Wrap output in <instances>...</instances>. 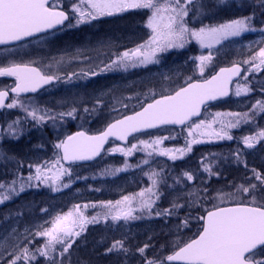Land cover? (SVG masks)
I'll list each match as a JSON object with an SVG mask.
<instances>
[{
  "label": "rangeland",
  "instance_id": "1",
  "mask_svg": "<svg viewBox=\"0 0 264 264\" xmlns=\"http://www.w3.org/2000/svg\"><path fill=\"white\" fill-rule=\"evenodd\" d=\"M65 2H71V11L69 13L71 21L61 31L49 37L21 45L17 48L15 47L9 51L2 50L0 52V65H5L7 63L9 65L13 63L29 64L37 67L43 73L52 75L54 78L58 79L56 85L50 87L36 97H33L31 100H26L25 103L16 97L10 98L8 103H11L12 100L15 99L16 106L12 108L5 107L4 115L6 117L8 113L13 110L15 112V109L20 110L23 103L38 106L49 104L50 108H48L51 109V111L57 114L64 113L65 115H61V118L67 122L74 121L78 127L79 125L92 126L93 123L97 122H100L102 126H106L109 122L119 118L122 111L142 95L141 92L145 93L144 97L148 96V99H151V94L148 91L151 83L159 84L160 89L164 93L168 91V89H173L172 91H168V93H171L186 82H189L191 78H203L204 75L207 76L217 62H223L225 59H230L229 64L237 63L242 65L245 69L243 78L233 87L232 98L226 103L228 105L225 106V109L232 107L233 111H235L234 108L244 107L250 98L252 99L254 97L251 86H249L248 83L257 72L264 73V66L256 68L254 65L258 63V60L252 61V57L256 55L259 49L264 48V31H261V29H264V18L260 20L252 19L251 28L255 29L254 31L249 30L242 33L240 36H230L219 43L213 44L210 48L202 47L197 40L186 35L183 47H172L157 53L155 57L158 61L157 63L138 65L136 67L128 66L127 68L120 67L119 65H112V68L109 69L108 65L112 64L119 54L135 49L149 40L152 32L151 29L147 27V23L151 16V10L139 9L144 12V16H142L143 19L140 23L138 22L140 20L139 15L129 14L127 16H122L125 12L115 13L111 16L105 15L96 19L85 17L83 22H78L81 20V17L78 12L73 11L74 7L79 6L87 10V5L81 4L80 0H65L59 3L58 6H62ZM157 2L163 4L165 0H157ZM211 2L214 5H212ZM194 4L195 7L189 5L190 11L185 18L187 26L191 30H198L200 27L216 26L232 19L243 18L242 13L249 3L242 0L227 3L214 0H194ZM261 8L264 10V6ZM132 26L135 33H130ZM72 29L78 30L75 31L72 37V44H70V39H68V37ZM122 32H124L123 35ZM51 49H54V51H51ZM42 51L46 54L51 52L55 53L45 58V54H41ZM201 56H211V59L205 60L202 63L200 60ZM109 58L110 61L106 62ZM201 68H203V72H201ZM0 87L5 88L6 85L0 82ZM245 88L247 92L241 91L240 95H236L239 89ZM257 101H262L259 96H255L252 99L251 106L248 107L249 110L247 111L248 113L258 116L263 112L254 109L253 106L256 105ZM135 104L136 102L132 105ZM215 108L216 107H214V109ZM73 109H75L74 112L72 111ZM85 109H87V111H85ZM68 112H72V115H67ZM229 113L231 112L216 111L213 109L208 110L199 121L194 122L183 130L182 137L185 145L178 146L176 145L177 143L173 141L174 144L172 143L164 148L163 144H165V142L173 140L172 138L176 137V134H172L173 132H171V134L158 132L151 136L141 135L135 137L134 139L137 140L133 141V143H128L125 149L131 144H135L136 149L132 151L131 155L123 154L125 158H120L123 159L122 163L113 171L116 174L123 173L126 175L127 172L131 170L129 169L130 165H134L132 168L138 167L137 170H141L144 168V160L147 158H152L153 160L156 158L157 161H162L164 159L171 161L179 160L189 151H185L181 155V153L176 150L185 149L187 144L193 139H198L202 142L192 144L191 149L197 146L217 145L225 141H227V143L232 142V139H220L215 135H200L201 132H227V134L230 135L234 127L237 126L240 128L245 125L246 120L243 119V112L240 113L241 117L231 116ZM237 119L240 121L238 124L236 123ZM229 123L235 126L226 127ZM55 124L59 125L57 122H55ZM196 124H201L202 127L193 131L192 135H189V128L195 129ZM209 124H211V128L207 127ZM9 125H11V129ZM59 126L60 130L55 134L56 138L58 135H61V133L67 132L63 124ZM16 128L17 126L15 123L7 124L5 130H0V141H4L3 137L8 140H17L20 138V127ZM164 137H167V139H163ZM246 137H257L253 142V147L249 148L244 144L249 152L255 149L256 146H259V144H264V139L258 138V134ZM157 138H161L162 143L152 148H145L143 144H141V141L151 143ZM169 147H177V149L173 150L172 154L170 152L169 155L159 154L161 149L169 150ZM114 148H121V146L112 143L105 152L107 151L108 154L113 153L111 149ZM149 150H151V155L148 154ZM4 155L5 151L1 150L0 156ZM170 155H175L177 158L170 159ZM131 161L132 164H130ZM59 167L60 165L53 167V164H49L46 167L39 166L42 174L47 177H53ZM36 168L31 173V179L29 177L26 178L27 184L34 180L33 182L35 184H40L41 187H58L57 184L59 180L65 176V174L60 176V179L56 180L55 183H53L52 179L44 180L42 178L37 180ZM152 180L153 179H151V181ZM151 181L148 180V183H151ZM114 183L113 186L112 182L109 183L105 188L104 194L102 195L104 197L103 202L105 203L102 206L100 204L92 209L91 207L85 209L84 205H88V203L77 204L74 199L72 202H69L68 199L63 200L59 198L53 206L54 210L42 220L37 221L39 217L36 219L35 216H32L31 219L28 217L30 225H27L25 219H19L14 226L5 229L0 236V254H2L0 259H11L13 256L10 255V253L18 254L21 249L27 247V245H33L36 240L28 239L30 237L27 236L28 233L33 235L35 229H32V227L37 228L38 226H43L41 227V231H43V229L51 227V222L54 221L57 216L67 214L77 205L80 206L84 216L88 219L94 216L97 217L96 222L85 225L84 231L81 232L80 236L84 235L87 232V228L91 225L99 231L103 230L108 233L106 235H113L116 231L119 233L120 230L122 231L126 228V232L129 235L132 234L133 230L131 229L133 222L138 219H129L127 221L121 219L119 221H113L110 216H105V213H107L109 209L105 208L104 205L108 202L115 204L116 201L122 200L124 196H130L133 197V207L134 203L141 201V197L138 195L140 192L144 191L145 197L146 194H148L146 191L148 183L142 188H138V184L133 179H124ZM20 187V183H16L10 186V188H6V192L9 193L8 197H18L22 193L19 190ZM23 187L26 188V185ZM92 196V198L90 197L88 199L102 198L98 197V194H92ZM5 197L4 194L1 195L0 202L3 203L4 200L6 201L8 199H5ZM17 199L23 201V198ZM215 203L219 204V200L216 199ZM24 206L26 205L24 204ZM89 209H91L92 212L86 211ZM137 214L138 213L135 211L133 212V216L136 217ZM126 222L127 225L125 226L124 224ZM121 225L125 227H120ZM75 230L79 231L80 229L77 227ZM77 237L78 236H73L69 238L73 241L72 245L78 240L76 239ZM39 240H41V244L38 248H43L46 239ZM95 246L98 247V245ZM60 248H63V245L56 244L55 251L51 253L49 258L41 256L39 252L29 251V253L35 257V259L29 261V264H36L39 259L47 260L50 264H52L53 259H55L56 264H77L78 262L82 264V262L85 261L83 257H80L79 254H76L70 249L66 254H61L62 252L58 251ZM17 264H24V261H18Z\"/></svg>",
  "mask_w": 264,
  "mask_h": 264
},
{
  "label": "snow or ice",
  "instance_id": "2",
  "mask_svg": "<svg viewBox=\"0 0 264 264\" xmlns=\"http://www.w3.org/2000/svg\"><path fill=\"white\" fill-rule=\"evenodd\" d=\"M220 2L224 3L225 0H220ZM80 3L86 4L87 10L79 6L74 7L73 11L78 12L81 17L78 22H83L85 17L96 19L105 15L111 16L115 13L126 12L130 9L151 10V16L147 23V27L152 32L149 40L135 49L119 54L117 59L108 65L109 69L112 68V65L127 68L128 66L136 67L157 63L158 61L155 59L157 53L172 47H183L186 35L197 40L202 47L210 48L213 44L230 36H240L244 32L255 30L251 28V16L232 19L216 26L191 30L188 28L185 18L190 11L189 5L195 7L194 0H165L163 4L158 3L157 0H80ZM262 6H264V0H262ZM67 19L68 16L65 12L58 10L56 4L50 0H0V45L21 41L25 37H32L37 33L45 32L63 24ZM210 59L211 56L200 57L202 63ZM256 60H258V63L254 65L256 68L264 66V48H260L252 57V61ZM240 71L238 66L221 69L220 76H213L212 79L206 80L204 83L189 84L188 87L180 88L174 95H163L160 99L147 104L141 111L109 124L106 130L99 135L89 136L82 131L69 135L65 140L55 145L63 152L60 159L67 162L91 160L100 154L110 136L123 141L133 132L144 129L156 128L165 124L182 125L192 116L199 114L200 106L205 101L227 95V83L232 75H236ZM201 72H203V68H201ZM224 74L228 75L225 76ZM4 76L15 78V85L11 91L17 96L20 93L35 92L43 85L50 84L54 79L52 75L41 72L37 67L17 63L0 67V77ZM241 91L247 92V89H239L236 95H240ZM8 95V91H0V107L12 108L16 106L15 99L5 105L4 101ZM253 107L259 112H264V101H257ZM72 111L74 112L75 109ZM28 114L33 119H44L43 115L37 116L35 110ZM60 115L65 114L61 113ZM67 115H72V112H68ZM229 115L241 117L240 113H229ZM51 118L55 119V117ZM248 118V113H244L243 119L247 121ZM239 122L237 119L236 123ZM231 126L235 125L231 123L226 125V127ZM201 127V124H196L195 129L189 128V135ZM207 127L211 128V124ZM9 128L11 129V125ZM200 135H215L220 139H232L227 132H201ZM258 138L264 139V131L258 133ZM163 139H167V137ZM256 139L257 137H245L244 144L251 148ZM201 142V140L193 139L185 149H177L176 151L182 155L185 151H191L192 144ZM161 143V138H157L151 143L141 141L145 148H152ZM134 149H136L135 144L127 150L114 148L111 151L131 155ZM170 152L171 150L161 149L159 154L169 155ZM169 158L176 159L177 157L170 155ZM60 159L55 161L53 167L60 165ZM205 171L215 174L212 173L209 166L205 167ZM36 173L37 180L52 179L53 183L60 179V176L70 174L69 169L62 165L57 168L53 177L44 176L39 167L36 168ZM253 173L255 180L260 182L259 186L252 183V178H249L250 182L247 185L240 184L237 186L236 191L241 194V198L238 200L234 199L232 193L218 192L213 199H218L219 204H214L211 209H205V214L198 217L202 223L192 238L177 241L168 254H158L154 259L145 257V264H264V197L258 199L256 195L257 190L264 192V174L255 173V170ZM185 175L189 181L193 179L191 174L186 173ZM29 178L31 179V177ZM156 183L157 181L153 180V185ZM64 186L67 187L68 185L65 184ZM146 191L151 193V196L157 195L151 188ZM138 195L141 197L139 209L147 210L151 214L154 200L151 199V196L145 198L144 191ZM190 195H195V193H190ZM132 201L133 197L124 196L115 204L108 202L104 205L105 208L109 209L105 216H110L113 221L137 219L138 217L133 216V212L137 209L132 207ZM227 202H231L234 206H220ZM87 207L88 205H84L85 209ZM173 207H181V205L174 204ZM161 214L170 215L172 213L171 210H164L163 213L157 212V215ZM96 221L97 217L95 216L91 219L85 217L80 206L77 205L67 214L57 216L51 222V227L37 233V235L46 237V243L43 248H37L36 251L41 256L49 258L51 253L55 251V245L61 244L63 245L61 254L66 253L73 243L69 238L79 236L84 231L86 224ZM187 224L186 218L184 226L186 227ZM77 227H79V231L75 230ZM148 247L149 245L145 244L137 251L144 256L145 249ZM113 250H120L125 253L128 251L122 241H115L108 249L109 252ZM10 255L13 256V259L8 264H17L21 260L24 261V264H29V261L35 259L27 247L21 249L18 254L10 253ZM52 264H56L55 259L52 260Z\"/></svg>",
  "mask_w": 264,
  "mask_h": 264
},
{
  "label": "trees",
  "instance_id": "3",
  "mask_svg": "<svg viewBox=\"0 0 264 264\" xmlns=\"http://www.w3.org/2000/svg\"><path fill=\"white\" fill-rule=\"evenodd\" d=\"M211 4L214 5L212 2ZM259 4V0H256L255 6ZM244 13H246L245 10L242 13L243 17H245ZM253 13L255 20L264 18V10L262 8L254 10ZM110 58L106 62H109ZM227 63H218L210 70V73L214 72L222 64L227 65ZM248 84L251 86L252 94L261 96L260 99L264 101V73L254 75ZM148 91L151 94V99H148V96L144 97L145 93L141 92L142 95L134 100L136 104L132 105L134 104L132 103L126 107L120 117L135 112L145 103L156 97L168 94V91L172 90L168 89L164 93L160 89L159 84L151 83ZM32 98L18 99L25 103L26 100H31ZM24 103L20 110L15 109L16 112L13 110L8 113L7 117L4 115V110L0 113V130H5L7 124L15 123L17 128L20 127L21 133L20 138L17 140H8L3 137L4 141H0V151H5V155L0 156V185H2L0 187V196L4 194L8 198L3 203L0 202V236L5 229L14 226L21 218L26 220L27 225H30L28 217L30 219L32 216H35L36 219L39 217L37 221L47 217L54 210L53 206L59 198L68 199L69 202L74 199L77 204L88 203L89 206L87 208L91 207L92 209L105 203L102 195L111 182L113 186L116 181L133 179L138 184V188H142L147 185L148 180L157 181L153 185L152 180L147 187V189L151 188L157 195L151 196V193H148L145 197L151 196V199L154 200L151 214L147 210L139 209L140 202L133 204V208L137 209L135 212L138 213L136 216L138 220L133 222V226L131 225L132 234L129 235L126 232V228L122 231L120 230L119 233L116 231L113 235H106L108 233L103 230L99 231L91 225L87 228V232L84 235H79L76 238L78 240L69 249L83 257L85 261L82 264H145V257L154 259L158 254H168L174 243L192 238L199 230L201 221L198 220V217L204 215L205 209H211L216 204V199L213 198L217 196L218 192L232 193L234 199L238 200L241 198V194L236 191L237 186L240 184L247 185L250 182L249 178H252V183H256L259 186L260 182L255 180L253 170H255V173L264 174V144H259L250 152L244 145L246 136L257 135L260 131H264V112L257 116L248 113L247 110L249 108H245V106L234 108L235 111H233L232 107L225 109V106L228 105L226 104L228 103L227 101L212 105L205 111L208 112V110L216 107L214 109L216 111L248 113L249 118L245 125L240 128L236 126L231 131L232 142L227 143L225 141L217 145L193 147L183 158L176 161L165 159L157 161L156 158L155 160L147 158L144 160L147 161L144 163V168L137 170L138 167L132 168L134 165H130L129 169L131 170L126 175L123 173L116 174L113 171L122 163L123 159L120 158H125L123 153L117 151L108 154L106 151L93 164L66 167V169H69L70 174H65L59 180L58 187H41L40 184H35L34 180L27 184L26 178L31 177V173L36 167L54 165L55 161L59 159L58 148L55 145L59 143L62 139L61 137L79 130L87 133H96L104 125L102 126L100 122H97L93 123L92 126L79 125L78 127L74 121H64L60 114L51 111L49 104L44 106L33 104V106ZM33 110L36 111L37 116L43 115L44 119H33L28 114ZM51 117H55V119ZM55 122L59 123V125L63 124L67 129L66 133H61L57 138L55 134L60 130V126L55 124ZM171 132L176 134V137L165 142L163 144L164 148L172 144L173 141L178 146L185 145L182 137L183 130L163 131L165 134H171ZM152 134L149 135L151 136ZM135 140L137 139L133 138L129 143H133ZM130 146H127V149ZM121 148L125 149V147ZM176 149L177 147H169L171 154ZM150 151L148 152L150 153ZM130 164H132V161ZM61 165L63 166L60 161ZM206 166L211 167L212 173L215 174L205 171ZM186 173L191 174L193 179L189 181L185 175ZM16 183H20L21 187L19 190L22 193L16 198L8 197L9 193L5 189ZM65 184L68 186L65 187ZM24 185H26V188L23 187ZM190 193H195V195H190ZM92 194H98V197L102 198L89 200L88 198L93 197ZM256 195L258 199L262 198L264 197V192L257 190ZM17 198H23V201H19ZM227 203L232 204L231 202ZM174 204L181 205V207H173ZM91 209L86 211L92 212ZM164 210H171L172 214L157 215V212L163 213ZM186 218L188 224L185 227L184 221ZM124 225L126 226L127 222ZM124 225L120 227H125ZM32 229H35L33 235L28 233L27 236L30 237L28 239H35L36 241L33 245H27V248L30 252H37L36 249L41 244L39 239L46 238L37 235L41 231L40 226L37 228L32 227ZM115 241H122L124 247L128 249L127 253L120 250L109 252L108 249ZM145 244L149 245V247L145 249L144 256H142L137 249L144 247ZM95 245H98V247ZM58 251L62 252V248L58 249ZM12 259V257L11 259H0V264H8ZM36 264H50V262L39 259ZM77 264L80 263L78 262Z\"/></svg>",
  "mask_w": 264,
  "mask_h": 264
},
{
  "label": "water",
  "instance_id": "4",
  "mask_svg": "<svg viewBox=\"0 0 264 264\" xmlns=\"http://www.w3.org/2000/svg\"><path fill=\"white\" fill-rule=\"evenodd\" d=\"M51 1H53V0H50V2H51ZM217 1H220V0H217ZM225 1H233V0H225ZM67 21H68V19L65 20L63 24H65ZM63 24H61V25H63ZM61 25H57L55 28L48 29V30H46L45 32L37 33V34H35V35L32 36V37H25V38H24L23 40H21V41H14V42H12V43H10V44H7V45H0V47H4V46H12V45L19 44V43L24 42V41H26V40H29V39H31V38H35V37H37V36H39V35H42V34H45V33H47V32H50V31H52V30H55V29H57L58 27H60ZM234 66H238V67L241 69V71H240L238 74H236V75H232V76H231V79L229 80V82L227 83V86H226V87H227V95L219 96V97H217V98L214 99V100H207V101H205V103L202 104V105L200 106L199 114H198V115H194V116H192V117H191L189 120H187L184 124H182V125H178V124H165V125H159V126L156 127V128L144 129V130H141V131H139V132H133L131 135H129V136L127 137L126 140H123V141H122V140H118V139H116L115 137L110 136V137L108 138L107 142L104 144L103 149L101 150L100 154L97 155V156H95L93 159H91V160H84V161H74V162H67V161H64V160L61 159V161H62L63 164L66 165V166L74 165V164H80V165L90 164V163L96 161V160L102 155V153L104 152V150L106 149V147L108 146V144H109L111 141L117 142V143H119V144H121V145H126V144L129 142V140H130L131 138H133V137H135V136H137V135H141V134H145V133H150V132H153V131H156V130H159V129H163V128H175V129L183 128L184 126H186V125L189 124L190 122H192V121H194V120L200 118L201 115H202V113H203V111H204V109H205L207 106L212 105V104L217 103V102H221V101L228 100V99L231 97L232 86H233V84H234L238 79H240V78L242 77L243 73H244V68H243L241 65H239V64H233V65H231V66H224V67H221V68L217 69V70L214 72V74H212L208 79H206V80H210V79H212L213 76H220V75H221V69L232 68V67H234ZM33 67H34V66H33ZM224 75L227 76L228 74H224ZM13 78H14V77H13ZM206 80H204V81H206ZM204 81H192V82L186 84V85L183 86V87H188L189 84H193V83H204ZM56 82H57V79L54 78L50 84H45V85H43L42 87L38 88L35 92H25V93H20L18 96H17L16 93H14V92H12V91L10 90V91L8 92V93H9L8 98L4 101V103H5V105L7 104V102H8L9 99H10V96L26 97V96L36 95L37 93L41 92L42 90L46 89L47 87L53 85V84L56 83ZM181 88H182V87H181ZM179 89H180V88H179ZM179 89H178V90H179ZM178 90H176V91H178ZM176 91H174L173 93L168 94V95H174ZM161 97H162V96L157 97V98H155L154 100H156V99H160ZM154 100H152V101H150V102L144 104L140 109L136 110L135 112H137V111H141L143 107L147 106V104H149V103L154 102ZM3 108H4V107H0V111H1ZM135 112L130 113V114H127V115H124V116H122V117H120V118H118V119H123L125 116L133 115ZM118 119H116V120H118ZM116 120L112 121L111 123H114ZM111 123H109V124H111ZM109 124H108V125H109ZM108 125H107V126L101 131V132L105 131L106 128L108 127ZM77 132H81V131H77ZM77 132H74V133H72V134H70V135H74V134L77 133ZM82 132H84L86 135H89V136L99 135V134L101 133V132H99V133H96V134H88V133H86L85 131H82ZM68 136H69V135H68ZM66 138H67V136H66L63 140H65ZM63 140H62V141H63ZM58 151H59L60 158H61V157L63 156V152H62L61 149H58ZM230 206H234V205H230Z\"/></svg>",
  "mask_w": 264,
  "mask_h": 264
},
{
  "label": "flooded vegetation",
  "instance_id": "5",
  "mask_svg": "<svg viewBox=\"0 0 264 264\" xmlns=\"http://www.w3.org/2000/svg\"><path fill=\"white\" fill-rule=\"evenodd\" d=\"M65 0H53V1H51L52 3H55L56 4V6H57V9L58 10H63L64 12H65V14H67V16H69V19H68V22L66 23V24H63V25H61L60 27H58L57 29H55V30H52V31H50V32H47V33H45V34H42V35H39V36H37V37H35V38H31V39H29V40H26V41H24V42H21L20 44H16V45H13V46H8V47H3V48H0V52L3 50H11V49H13V48H17V47H20L21 45H24V44H28V43H30V42H33V41H36V40H40V39H42V38H46V37H49V36H51V35H53L54 33H57V32H59V31H61L64 27H66L69 23H70V21H71V19H70V15H69V13H70V11H71V9H70V4H71V2H69V3H63L62 4V6H58L59 5V3H62V2H64ZM242 1H247L249 4H248V6L245 8V11H246V13H244L245 14V17H248V16H251L252 17V19H254L253 18V16H254V13H253V11L254 10H258V9H260L261 7H262V0H259V5H257V6H255V1L254 2H252L253 0H242ZM142 12V13H141ZM252 13H253V15H252ZM129 14H135V15H139V17H140V20L138 21L139 23H140V21H141V18L143 19V17L142 16H144L143 14H144V12L143 11H140L139 9H131V10H129L128 12H125V13H123L122 14V16H127V15H129ZM258 19H261V18H258ZM263 24H264V22H263ZM141 27V26H140ZM72 32H70V34H69V37H68V39H70V44H72V37H73V35H74V33H75V31L76 30H74V29H72L71 30ZM130 33H135L134 31H133V26H132V30H131V32ZM124 34V32H122V35ZM126 34H128V33H126ZM51 51H54V49H51ZM54 53L55 52H51V53H48V54H46L44 51H42L41 52V54H45V58H48L49 57V55H54ZM3 55V54H2ZM41 57V56H40ZM218 63V62H217ZM9 64L7 63V64H5V65H3V64H1L0 65V67H4V66H8ZM223 65V64H222ZM35 67V66H34ZM40 70V69H39ZM41 71V70H40ZM42 72V71H41ZM57 79V78H56ZM199 80V77H195V78H192V79H190V81L192 80ZM0 82H3V84H5L6 85V87L5 88H2V87H0V91H10L11 90V88L12 87H14V85H15V78H13V77H7V76H4V77H0ZM57 82H58V79H57ZM57 84V83H56ZM56 84H53L52 86H54V85H56ZM51 86V87H52ZM46 90V89H45ZM45 90H42L41 92H39V93H37L36 95H34V96H27V97H16V98H32V97H36L37 95H39V94H41L42 92H44ZM12 97H15V96H10V98H12Z\"/></svg>",
  "mask_w": 264,
  "mask_h": 264
}]
</instances>
